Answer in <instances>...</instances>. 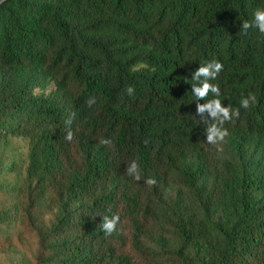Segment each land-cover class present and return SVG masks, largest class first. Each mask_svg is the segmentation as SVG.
Returning a JSON list of instances; mask_svg holds the SVG:
<instances>
[{
	"label": "trees",
	"instance_id": "obj_1",
	"mask_svg": "<svg viewBox=\"0 0 264 264\" xmlns=\"http://www.w3.org/2000/svg\"><path fill=\"white\" fill-rule=\"evenodd\" d=\"M257 8L264 0H0V143L28 142L19 232L0 211V251L34 245L33 264H264V34L241 28ZM214 59L219 99L240 110L222 152L191 92ZM250 92L258 103L240 108ZM113 215L109 236L100 224Z\"/></svg>",
	"mask_w": 264,
	"mask_h": 264
},
{
	"label": "clouds",
	"instance_id": "obj_2",
	"mask_svg": "<svg viewBox=\"0 0 264 264\" xmlns=\"http://www.w3.org/2000/svg\"><path fill=\"white\" fill-rule=\"evenodd\" d=\"M244 31L251 28H257L260 33L264 34V9L257 8L252 13L250 21H244L241 25ZM223 64L218 60L209 61L198 67L192 74L193 81L191 85V92L196 98V114L200 117L201 122L206 125L205 134L206 142L210 145L217 146V151L222 152L221 145L225 142L226 138L230 135L229 130L225 127L226 123L233 122L240 117L239 108L234 109L231 105L224 106L221 99V88L218 83H212L218 79L219 74L223 71ZM134 89L129 87L127 92L129 95L134 94ZM209 96L214 98L208 99ZM200 101H206L200 103ZM94 99L88 101L89 106L94 103ZM258 103L255 93H249L246 97H242L239 104L240 108L249 110L256 106ZM71 124V119L67 121ZM65 139L69 142L73 140V132L69 130ZM103 145L111 143L110 140H101ZM126 172L128 175L133 176L135 180L139 181L141 175L139 172V165L133 161ZM145 183L154 187L157 184L156 179L148 178ZM120 222L119 215H113L111 218L104 216L100 224L101 229L106 235H112L116 231L117 224Z\"/></svg>",
	"mask_w": 264,
	"mask_h": 264
},
{
	"label": "rangeland",
	"instance_id": "obj_3",
	"mask_svg": "<svg viewBox=\"0 0 264 264\" xmlns=\"http://www.w3.org/2000/svg\"><path fill=\"white\" fill-rule=\"evenodd\" d=\"M52 87L47 89L48 93ZM35 93H40L36 90ZM28 142L12 137L0 143V211L6 210L15 218L10 233L19 232L17 226L19 196L17 188L21 184L27 164ZM56 215L46 217V223L55 220ZM34 245L16 243L9 251H0V264H33Z\"/></svg>",
	"mask_w": 264,
	"mask_h": 264
}]
</instances>
